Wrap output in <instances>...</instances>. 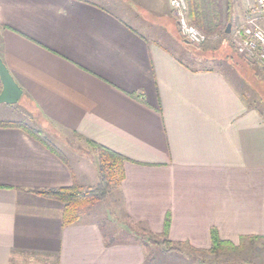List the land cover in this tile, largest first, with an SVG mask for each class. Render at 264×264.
Returning a JSON list of instances; mask_svg holds the SVG:
<instances>
[{
    "label": "crops",
    "instance_id": "crops-1",
    "mask_svg": "<svg viewBox=\"0 0 264 264\" xmlns=\"http://www.w3.org/2000/svg\"><path fill=\"white\" fill-rule=\"evenodd\" d=\"M230 1L243 23L248 0ZM183 39L169 0H0V56L61 154L0 127V264H189L136 237L167 218L185 252L210 249L213 228L264 249L263 100L248 78L264 70L218 57L219 35L195 51ZM90 141L126 158L122 239L87 212L65 225L64 204L35 192L97 184Z\"/></svg>",
    "mask_w": 264,
    "mask_h": 264
},
{
    "label": "trees",
    "instance_id": "trees-1",
    "mask_svg": "<svg viewBox=\"0 0 264 264\" xmlns=\"http://www.w3.org/2000/svg\"><path fill=\"white\" fill-rule=\"evenodd\" d=\"M189 6V20L192 24L200 28L208 38L219 35L228 45L234 48L230 33H226L227 25L231 22L230 0H187ZM240 56V55H239ZM2 84L0 81V91ZM0 127H16L25 130L41 142L44 146L61 156L55 143L41 130L31 126L24 120H0ZM91 146L98 154L99 160V182L92 186H81L74 184L70 187L52 188L35 190V192L57 199L64 204L63 222L65 225H69L78 221L82 214L87 210L93 208L101 202L106 201L109 196L117 193L118 199L121 203L120 188L125 178V161L126 158L115 152L114 150L90 141ZM115 198V197H114ZM119 222L117 214H113ZM169 225L170 220L167 218L165 229L161 233L154 232L149 228L142 227L139 237L145 245L157 246L163 252H179L185 254L188 259L198 256L195 262L189 264H219L218 258L228 252H234L239 250L242 246V242L245 239H254L255 236H243L241 238V244L236 246L230 241L222 240L219 237L218 231L212 229V247L210 249H199L186 244L188 251L185 252L181 244L175 243L169 238ZM109 237V236H108ZM114 236H111L110 239ZM212 257L211 259H208ZM247 264H253L249 261Z\"/></svg>",
    "mask_w": 264,
    "mask_h": 264
},
{
    "label": "rangeland",
    "instance_id": "rangeland-1",
    "mask_svg": "<svg viewBox=\"0 0 264 264\" xmlns=\"http://www.w3.org/2000/svg\"><path fill=\"white\" fill-rule=\"evenodd\" d=\"M129 1L133 2L136 0H129ZM169 2H170V0H169ZM171 9H172V7H171ZM172 12L174 13L173 9H172ZM174 15H175V13H174ZM175 17H176V15H175ZM178 33H179V27H178ZM181 38H182V36H181ZM184 41H186V40H184ZM186 42H188V41H186ZM219 44H220V41L218 40V41H211V42L207 41L206 43H203L202 45H195L194 46L193 44H189L188 46L191 48L192 51L193 50L195 51V49L198 47L202 48L203 46H206V45L217 47ZM222 44H223L222 50L217 51L218 57H222L226 53L231 57L230 59L233 62H236L235 60L238 58V54L235 51V49L233 47H231L230 45H228V42H226V41H224V43H222ZM220 59H222V58H220ZM246 63H247V66L251 67L254 70H257L258 72L261 71L262 68L264 70V65H262L258 62H250V61L246 60ZM242 69L244 70L245 67L243 66ZM248 78L249 79L251 78L254 81L253 83L251 82L253 88L257 92H259L260 96H262L263 102H261L260 104L262 105V108L264 111V81H262L260 79L256 80L255 76L250 75V74H248ZM251 92H253V91L251 90ZM251 100H253V98ZM34 118H35V120H34ZM0 120H17V121L24 120V121L28 122L31 126L38 128V129H40V127L43 126L42 123L40 122L39 118L36 115V110L34 108H32L31 106H28L24 102V98L19 100V102L15 103V104H5V103L0 104ZM44 127H46V126H44ZM46 129L49 130V128H47V127H46ZM51 141L53 143H55L54 139H51ZM118 196L119 195L117 193H115V195H114L115 198L113 196H109V198L106 201L99 203L98 205L94 206L93 208L87 210L86 212H87V217H91V218L96 219L97 221L101 222V226L105 230H108L109 235L110 234H111V236L114 235V238H116V239H122L127 234V231L123 228L122 229L120 228V223L117 221V219L113 215V214L119 213V211H120L119 207L121 206V204L119 201H115V199L116 200L118 199ZM254 248L255 249H252V248L250 249L248 246H246V248H245L244 245L242 244V246L239 248V250L222 254L218 258V263L219 264H247L249 261H251L253 264H264V262H262V258L254 256L255 254L261 255V253H263L264 249H262V247H257V246H255ZM154 249H156L158 252L160 251L159 247H157V248L153 247V250ZM197 257L198 256L196 255L192 259H188L187 256H185L183 258L185 261L190 263L191 261L195 262L196 261L195 258H197ZM211 258L212 257H209L208 259H211Z\"/></svg>",
    "mask_w": 264,
    "mask_h": 264
},
{
    "label": "built area",
    "instance_id": "built-area-1",
    "mask_svg": "<svg viewBox=\"0 0 264 264\" xmlns=\"http://www.w3.org/2000/svg\"><path fill=\"white\" fill-rule=\"evenodd\" d=\"M248 10L241 24L232 26L230 37L238 55L264 65V0H248ZM176 15L179 34L194 45H202L207 35L189 20L187 0H170Z\"/></svg>",
    "mask_w": 264,
    "mask_h": 264
},
{
    "label": "water",
    "instance_id": "water-1",
    "mask_svg": "<svg viewBox=\"0 0 264 264\" xmlns=\"http://www.w3.org/2000/svg\"><path fill=\"white\" fill-rule=\"evenodd\" d=\"M232 24L228 23L226 33H230ZM0 81L2 89L0 91V104H15L22 98L23 90L8 69L4 60L0 56Z\"/></svg>",
    "mask_w": 264,
    "mask_h": 264
}]
</instances>
